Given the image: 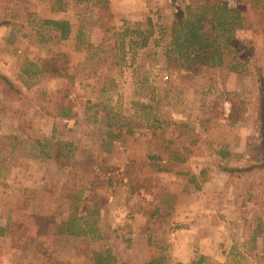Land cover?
<instances>
[{
	"label": "rangeland",
	"instance_id": "rangeland-1",
	"mask_svg": "<svg viewBox=\"0 0 264 264\" xmlns=\"http://www.w3.org/2000/svg\"><path fill=\"white\" fill-rule=\"evenodd\" d=\"M231 6L242 11L236 54L245 65L194 74L168 60V34H159L172 20L171 0H0V69L25 94L3 100L0 92V264H96L106 249L123 264H189L202 255L203 264H264V0ZM47 18L69 21L71 35L59 38L42 25ZM149 19V43L131 49L127 36L123 46L119 32L148 30ZM96 47L103 51L91 59ZM46 58L59 69L52 60L50 70L23 72ZM68 100L77 121L63 128L54 114ZM104 104L135 129L110 151L107 126L93 116ZM56 123L57 135L77 146L68 166L39 156L34 144ZM158 204L163 213L152 218ZM75 213L84 228L97 221L104 236L59 230Z\"/></svg>",
	"mask_w": 264,
	"mask_h": 264
},
{
	"label": "trees",
	"instance_id": "trees-1",
	"mask_svg": "<svg viewBox=\"0 0 264 264\" xmlns=\"http://www.w3.org/2000/svg\"><path fill=\"white\" fill-rule=\"evenodd\" d=\"M258 1L259 0H256V2ZM178 4V0H171V7L173 8L172 20L170 24H161L158 28L161 37L167 34L169 37L165 50L168 60L175 62L180 69H185L194 74H204L207 73V71L218 68H227L229 71H239V66L245 65L237 59L238 53L236 54V51L242 48V45L236 40L237 29L244 27L241 9L231 6L228 0H195L189 3L185 2L180 7ZM149 23L150 27L148 30L130 28L129 26L123 28V30L119 32L122 45L124 46V40L129 36L131 49L145 47L149 43L151 37L156 34L155 25L151 23V19H149ZM42 25L52 27L55 31H58L57 36L61 39H66L71 35V26L67 20L47 18L43 20ZM88 46L92 45L88 44ZM100 49L101 47L95 48L91 59L94 58ZM228 56L232 57L230 62L226 60ZM120 59H124V56ZM52 60L53 59H44L43 64H41L42 66L37 62L31 61V66L36 67L37 70L27 68L25 71H27L26 73L29 75H34L41 73V71L50 70L48 64ZM53 61L56 65V61ZM57 65L53 66L51 70H58L59 68ZM258 75L260 89L264 91V74L261 68H258ZM102 90L106 91L107 88L103 87ZM0 92L2 93L3 100L25 98L23 90L14 80L3 73H0ZM90 101L91 100H88L87 102L89 103ZM98 105V103H94L90 108ZM142 106L143 108L152 107L149 104H142ZM54 116L64 121L62 122L63 128L68 127L71 119L75 118L77 121V114L73 110L71 100L60 102ZM93 116L95 122H100L107 126L105 133L102 135L103 149L106 151L111 150V145L114 140L119 139L124 134L135 133V129L132 126V119L126 121L125 116H121L117 112L115 113L112 107L107 104H104L101 109H96ZM59 120L57 122H59ZM152 121L154 125L161 126L162 124L161 119L157 116H154ZM58 124L56 123L51 136L40 137L35 140L34 144L39 148V156L54 158L60 166L63 167L71 165L77 146L74 141L61 138L57 135L59 132ZM261 126L263 137L261 145L264 151L263 111L261 113ZM14 145L13 143L12 147H14ZM220 154L224 157L228 155L229 152L221 150ZM154 157L155 156H151L150 158ZM177 159L182 160V158ZM259 166L264 167V163ZM220 167L222 170L235 172L250 170L257 166L253 165L247 168L233 166ZM196 178L197 175L192 174L190 181L196 182ZM200 187L201 186L197 182V188ZM80 199V194L73 195V201L76 202V204ZM76 206L78 207V204ZM160 213H163L162 206L158 204L154 212H152L151 217L153 218V216ZM92 214H96L98 217L100 214L99 209H95ZM82 218L83 216L76 213L71 215L68 220L63 221L62 224L58 226L59 230L66 229L69 234L79 236L88 234L89 232L95 233L99 238L104 236L102 228L98 225L97 221H93L90 228H84L79 224ZM87 222L85 221V223ZM6 229V226L0 227L1 233ZM161 259L160 257L155 258L145 264H160L162 263ZM205 259L206 256L202 255L192 260L190 264H203ZM95 262L96 264H123L118 262L117 257L112 254L109 249L97 252Z\"/></svg>",
	"mask_w": 264,
	"mask_h": 264
},
{
	"label": "crops",
	"instance_id": "crops-1",
	"mask_svg": "<svg viewBox=\"0 0 264 264\" xmlns=\"http://www.w3.org/2000/svg\"><path fill=\"white\" fill-rule=\"evenodd\" d=\"M9 23H10L9 21H3V24H9ZM23 72L26 73L27 71L24 70ZM0 73L7 74L8 72H7L6 70H4L3 68H1V69H0ZM1 227H2V226H1ZM3 227H4V226H3ZM4 231H5V230H4ZM0 232H1V230H0ZM158 258H159V257H158ZM160 258H162V257H160ZM153 259H155V258L149 259L148 262L151 261V260H153ZM194 259H195V258H192V259H191V262H192V260H194ZM161 260H162V263H160V264H163L165 258H162ZM191 262H190V263H191ZM190 263H189V264H190ZM178 264H179V263H178Z\"/></svg>",
	"mask_w": 264,
	"mask_h": 264
},
{
	"label": "built area",
	"instance_id": "built-area-1",
	"mask_svg": "<svg viewBox=\"0 0 264 264\" xmlns=\"http://www.w3.org/2000/svg\"><path fill=\"white\" fill-rule=\"evenodd\" d=\"M229 4H230V5L234 4V0H231V1L229 2Z\"/></svg>",
	"mask_w": 264,
	"mask_h": 264
}]
</instances>
